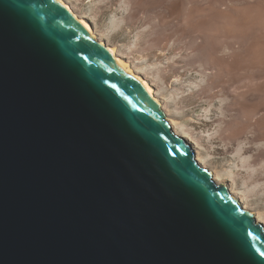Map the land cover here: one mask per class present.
<instances>
[{
	"label": "water",
	"instance_id": "obj_1",
	"mask_svg": "<svg viewBox=\"0 0 264 264\" xmlns=\"http://www.w3.org/2000/svg\"><path fill=\"white\" fill-rule=\"evenodd\" d=\"M0 264H264V224L62 0H0Z\"/></svg>",
	"mask_w": 264,
	"mask_h": 264
},
{
	"label": "rangeland",
	"instance_id": "obj_2",
	"mask_svg": "<svg viewBox=\"0 0 264 264\" xmlns=\"http://www.w3.org/2000/svg\"><path fill=\"white\" fill-rule=\"evenodd\" d=\"M64 1L154 88L202 165L226 176L219 182L264 224V156H235L264 133V0ZM227 105L246 121L237 140ZM253 145L264 150V139Z\"/></svg>",
	"mask_w": 264,
	"mask_h": 264
},
{
	"label": "bare ground",
	"instance_id": "obj_3",
	"mask_svg": "<svg viewBox=\"0 0 264 264\" xmlns=\"http://www.w3.org/2000/svg\"><path fill=\"white\" fill-rule=\"evenodd\" d=\"M62 2L64 3V5L66 6V8L70 12H72L73 14H75L74 11L72 10V8L68 4H66V2L64 0H62ZM81 21L84 22L85 24H87L89 26V24L85 20L81 19ZM89 28L91 30L92 35L98 40V38L94 35V31L92 30V28L90 26H89ZM98 41L102 43V41H100V40H98ZM115 53H116V51H115ZM116 57L118 59H120L117 56V54H116ZM120 60L123 61L122 59H120ZM124 63L130 68V70L135 74V76L152 92V94L154 95V97L156 98V100L158 101V103L161 106L162 105V102L157 98V94H156V91L154 90V88L146 80H144L142 77H140L138 74H136L133 71L132 67L128 63H126V62H124ZM161 108H162V106H161ZM226 108H227V113L226 114H228L226 116L229 117L228 123L231 124V125L233 123L240 124L238 131L235 133V135L233 137L230 138V140H235L236 138H242V137H244V133L246 131V128H245L246 127V121H245V119H243V117H240L237 114V112L235 111V109H234V107L232 105H227ZM230 110H234V112H230ZM177 133H179L180 135H182L183 138L191 139V137H190V135H188L187 131H185L183 129L177 128ZM258 133H260V130H256L255 131L254 135L252 136V138H251V140L249 142V146L248 147H246L247 145H245V147H241V149L238 150L237 154L235 155L236 158H240V156H242L244 154H248V153H252L253 151H256L257 154L254 155L253 162L256 163L259 160H261L262 156H264V150L257 151L256 147L253 145L254 142H256L258 140H261V139H264V133H262V134L260 133V135ZM225 147H226L227 151H230L231 150V147L229 146V144H225ZM193 149L195 150L196 148L193 147ZM195 153H196L197 159L201 163H203V164H206L207 163V161L203 157H199L198 156L197 151H195ZM214 179H216L217 181H220V180L226 179V176H223L222 174L221 175L220 174H216L214 176Z\"/></svg>",
	"mask_w": 264,
	"mask_h": 264
}]
</instances>
